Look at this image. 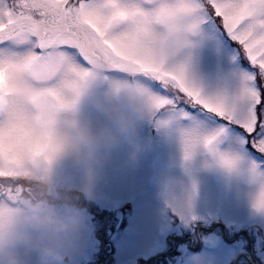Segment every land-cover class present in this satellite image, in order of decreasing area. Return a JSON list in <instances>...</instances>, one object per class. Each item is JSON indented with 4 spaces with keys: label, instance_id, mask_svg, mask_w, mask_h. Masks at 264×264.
Here are the masks:
<instances>
[{
    "label": "snow or ice",
    "instance_id": "obj_1",
    "mask_svg": "<svg viewBox=\"0 0 264 264\" xmlns=\"http://www.w3.org/2000/svg\"><path fill=\"white\" fill-rule=\"evenodd\" d=\"M202 7V20L186 28L198 44L166 67L124 55L125 40L153 22L126 0H0V106L16 86L56 92L67 76L126 80L159 95L153 118L176 124L185 160L206 150L229 171L246 161L251 181L264 183V0Z\"/></svg>",
    "mask_w": 264,
    "mask_h": 264
},
{
    "label": "clouds",
    "instance_id": "obj_2",
    "mask_svg": "<svg viewBox=\"0 0 264 264\" xmlns=\"http://www.w3.org/2000/svg\"><path fill=\"white\" fill-rule=\"evenodd\" d=\"M127 3L153 21L125 40L129 60L172 67L198 44L186 28L202 20L203 0ZM161 106L153 90L100 75L67 76L56 92L14 87L0 106V264H79L92 228L82 199L96 200L110 166L139 162L152 143L143 129ZM256 183L251 206L264 213Z\"/></svg>",
    "mask_w": 264,
    "mask_h": 264
},
{
    "label": "rangeland",
    "instance_id": "obj_3",
    "mask_svg": "<svg viewBox=\"0 0 264 264\" xmlns=\"http://www.w3.org/2000/svg\"><path fill=\"white\" fill-rule=\"evenodd\" d=\"M210 43L205 41L206 50ZM143 135L150 136L152 143L139 162L134 166H110L108 179L101 183L96 200L89 203L82 199L91 221L101 227V232L94 245L91 228L79 264L87 258L88 264L109 263L106 241L114 237L117 209L124 212L126 219L119 238V261H124L121 264H137L138 256L146 258L143 264H173L181 250L193 258L194 264H229L238 251L251 248L254 232L264 235V213H257L251 206L252 194L259 185L251 181L246 161L239 171H229L214 162L207 167L205 161L214 158L206 150L185 160L175 123L160 126L153 118L145 125ZM228 147L227 140L220 145L222 150ZM124 154L122 149L116 161ZM194 217H205L206 221L210 217L222 219L225 228L209 222L189 227V220ZM200 236L205 237L206 249L194 255L191 247L198 246ZM175 237L186 242L179 245L180 242H173ZM172 250L175 252L170 253ZM249 256L245 252L237 264H252Z\"/></svg>",
    "mask_w": 264,
    "mask_h": 264
},
{
    "label": "flooded vegetation",
    "instance_id": "obj_4",
    "mask_svg": "<svg viewBox=\"0 0 264 264\" xmlns=\"http://www.w3.org/2000/svg\"><path fill=\"white\" fill-rule=\"evenodd\" d=\"M116 216H117V222H116V226H115V234H114V237H112V238H109L107 241H106V245L108 246V261H109V263L108 264H121V262L123 263L124 261H119V260H121V257L120 256H118L119 254H120V251H119V243H120V241H119V238H118V236H119V234H118V231H119V229L121 228V221L119 220V218H118V213L116 214ZM205 217H199V219H197V220H192L190 223H189V227H193V226H196V223H198V222H200V223H205V222H207L205 219H204ZM210 224H212V225H218L219 223L218 222H215V223H210ZM221 226V225H220ZM205 228H207V226H204ZM202 228V227H201ZM201 228H198V230L199 229H201ZM177 230H180L179 228L177 229ZM101 232V231H100ZM100 232H98V234H97V236L100 234ZM194 235H192V236H190V238L191 237H193ZM98 238V237H97ZM121 238V237H120ZM251 238H252V236H251ZM97 240V239H96ZM99 240V239H98ZM174 240L175 241H173V242H180L179 243V245L180 244H184V242H186L185 241V239L184 238H178V237H175L174 238ZM251 240H253L252 242H251V248L250 249H248L247 251L246 250H242V251H238L237 252V255H236V257H234V258H231L230 260H229V263L231 262V260L233 259V261H234V264H237V262H238V259L242 256V255H244V253L245 252H247L248 254H250V256H249V259H250V262L252 263V264H264V262H263V260H262V254H264V243H261V242H259V236L257 235V234H255L254 233V238H252ZM122 241V240H121ZM112 243H114V245L116 246V251H115V253H114V255H112V250H111V244ZM162 244H164L163 243V241H162ZM206 240H205V237H203V236H200L199 237V244H198V246L196 247V248H192L191 247V249H192V252H193V254L194 255H196V254H201L202 252H203V250L204 249H206ZM174 246V245H173ZM245 251V252H244ZM173 252H175L174 250H172L170 253H173ZM183 252H185V251H182L181 250V252L179 251L176 255H175V258H176V261H175V263H173V264H194V261H193V258L192 257H190V256H187L185 253H183ZM123 253V252H122ZM123 254H125V253H123ZM121 255V254H120ZM123 259V258H122ZM146 260V258L145 257H142V256H138L137 258H136V263L137 264H143V261H145ZM87 261L89 262V259L87 258ZM88 262H87V264H88ZM167 264H171V263H167Z\"/></svg>",
    "mask_w": 264,
    "mask_h": 264
}]
</instances>
